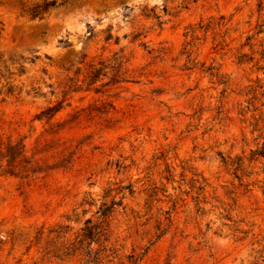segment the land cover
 <instances>
[{
    "label": "rangeland",
    "instance_id": "rangeland-1",
    "mask_svg": "<svg viewBox=\"0 0 264 264\" xmlns=\"http://www.w3.org/2000/svg\"><path fill=\"white\" fill-rule=\"evenodd\" d=\"M8 1L0 264H264V0Z\"/></svg>",
    "mask_w": 264,
    "mask_h": 264
},
{
    "label": "trees",
    "instance_id": "trees-1",
    "mask_svg": "<svg viewBox=\"0 0 264 264\" xmlns=\"http://www.w3.org/2000/svg\"><path fill=\"white\" fill-rule=\"evenodd\" d=\"M15 7H17L21 13V15L28 16L31 19H42L47 13L50 12V10L55 9L58 7V4L56 1H43L41 4H28L25 0H10ZM8 1V2H10ZM264 59V57H262ZM200 191L203 192L204 188H200ZM199 196V194H198ZM195 202L198 201V197L194 200ZM115 204H113L114 206ZM105 206V204L103 205ZM100 216H103L101 214ZM85 227L81 228L79 231H81V234H79L73 242V248L78 247L81 245V242L84 241V239L91 240V236H93V232L95 229L98 230V228H95L96 225L92 224V221L90 219L85 221ZM99 234V232H97ZM95 243V242H92ZM96 244V243H95ZM107 252H110L107 254ZM92 261L90 263L97 264L96 262H99L100 260L106 259L114 255V253L108 249L106 250L104 247H101L100 252H94L92 253ZM107 254V255H106Z\"/></svg>",
    "mask_w": 264,
    "mask_h": 264
}]
</instances>
